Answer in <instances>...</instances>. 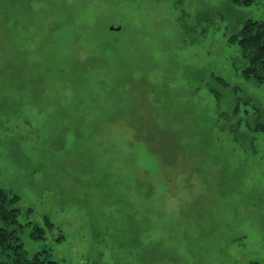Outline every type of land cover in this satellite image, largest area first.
<instances>
[{
	"label": "rangeland",
	"instance_id": "obj_1",
	"mask_svg": "<svg viewBox=\"0 0 264 264\" xmlns=\"http://www.w3.org/2000/svg\"><path fill=\"white\" fill-rule=\"evenodd\" d=\"M0 186V264H264V0H0Z\"/></svg>",
	"mask_w": 264,
	"mask_h": 264
},
{
	"label": "trees",
	"instance_id": "obj_2",
	"mask_svg": "<svg viewBox=\"0 0 264 264\" xmlns=\"http://www.w3.org/2000/svg\"><path fill=\"white\" fill-rule=\"evenodd\" d=\"M262 28V27H260ZM260 33L259 31L250 30L246 36L245 42L249 43L251 39L259 37ZM252 52L255 54V50H252ZM8 192L3 189L0 186V197L4 198L6 201L1 202L0 201V210L3 212V215L6 217H14L15 221V214H17L19 209L13 208L12 206V200L14 198L8 197ZM2 214V213H1ZM14 233L9 231L5 226L0 225V250H5L4 248L11 247V241L13 239ZM17 258H20V260H16ZM9 264H46L45 262H41L37 257L34 258H28L25 255L18 254L15 258V260L12 261V263ZM54 264V263H50Z\"/></svg>",
	"mask_w": 264,
	"mask_h": 264
}]
</instances>
